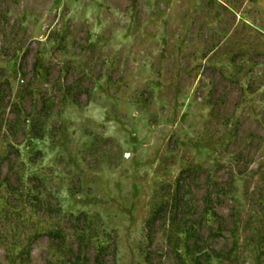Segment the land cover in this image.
Instances as JSON below:
<instances>
[{
  "label": "rangeland",
  "instance_id": "1",
  "mask_svg": "<svg viewBox=\"0 0 264 264\" xmlns=\"http://www.w3.org/2000/svg\"><path fill=\"white\" fill-rule=\"evenodd\" d=\"M79 242L264 264V0H0V264Z\"/></svg>",
  "mask_w": 264,
  "mask_h": 264
},
{
  "label": "trees",
  "instance_id": "2",
  "mask_svg": "<svg viewBox=\"0 0 264 264\" xmlns=\"http://www.w3.org/2000/svg\"><path fill=\"white\" fill-rule=\"evenodd\" d=\"M34 128V134L36 136H42L43 131L39 125H37L35 122L33 123ZM207 203H206V210H209L212 205H209V202L211 201L210 195L207 197ZM78 217V216H77ZM48 235L54 240L55 242H64L66 240V235L62 232L61 229H55L48 231ZM81 239V237H80ZM112 248V250H110ZM70 251H66L64 253V260L67 262V264H110V260L114 256L115 251V245L111 243H107L104 245H100L95 253L91 256L90 248H84L83 243L79 242L77 246L69 247ZM193 264H202L201 261L198 259L194 260Z\"/></svg>",
  "mask_w": 264,
  "mask_h": 264
}]
</instances>
